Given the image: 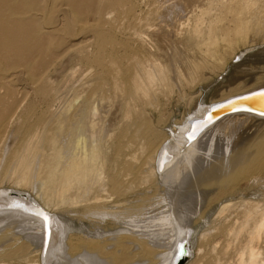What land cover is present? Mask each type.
Segmentation results:
<instances>
[{
    "label": "bare ground",
    "instance_id": "bare-ground-1",
    "mask_svg": "<svg viewBox=\"0 0 264 264\" xmlns=\"http://www.w3.org/2000/svg\"><path fill=\"white\" fill-rule=\"evenodd\" d=\"M26 1L22 0L28 4ZM4 3L8 7L6 21L14 26L20 28L30 19V14L12 9L18 0ZM38 11L32 13L33 17L40 16ZM147 23L154 28V49H137L130 38L123 55L116 56L111 48L113 57L108 66L96 59L102 70L87 72L86 77L82 74L85 78H78L75 69L60 77V67L55 73L48 71L52 63H42L37 74L32 72L30 62L13 64V69L21 67L28 75L29 88L35 95L46 94L48 102L38 112L30 109V102L21 111L24 99L20 98L9 112L10 105L7 107L0 99V264H16L18 258L29 264H128L137 257L141 260L135 264H175L176 247L181 242L188 250L183 264H229L222 255L226 257L236 245V264H264V203L233 198L242 181H249L251 186L264 172V95L257 93L246 99L244 107L248 110L225 113L235 108L229 104L207 113L217 102L264 88V66H252L240 70L242 74L225 77L223 82L215 83L207 101L203 97L204 89L213 77L225 71L230 59L264 44V0H172ZM165 38L172 48L170 54L161 43ZM99 45L104 48L102 43ZM105 70L112 88L119 87L122 92L117 97L114 94L115 105L104 92ZM12 75H0V96ZM175 84L188 90L192 107L173 123L174 128L154 129L150 125L152 112L148 113L143 132L137 127L128 133L132 120L118 124V105L122 104L126 119L130 111L136 110L135 101L145 100L153 108L158 102L157 93L170 92ZM55 99L59 100L57 107L53 106ZM18 120L23 127L20 140L5 161L8 139L13 137ZM139 133V139L146 137V142L135 145ZM149 180L157 183L151 195L145 186L152 188L154 184H142ZM20 190L28 191V196H22ZM175 196L182 210L171 207L174 202L170 200ZM213 208L214 217L233 220L226 229H220L229 239L222 245L210 243L208 254L200 260L191 259L194 222ZM59 209L63 213H58ZM175 218L180 222L174 223ZM117 224L123 228L115 229ZM150 225L156 227L155 233H171L170 240L164 242L167 244L163 240V245L157 242L159 245L150 246L144 236H139ZM118 232H129L134 237L130 240L126 237L129 233L121 234L123 242H112H119L120 249L108 251L115 244L110 246L111 240L108 244L107 239ZM130 243L136 252L130 250ZM201 243L204 247L205 242Z\"/></svg>",
    "mask_w": 264,
    "mask_h": 264
},
{
    "label": "rangeland",
    "instance_id": "rangeland-1",
    "mask_svg": "<svg viewBox=\"0 0 264 264\" xmlns=\"http://www.w3.org/2000/svg\"><path fill=\"white\" fill-rule=\"evenodd\" d=\"M6 1L7 0H0V9L2 10V12L0 10V53H1L0 54V73L3 72L1 74H7V73L10 74L12 72L13 75L10 77L11 78V80L9 82L10 84L9 85H7V83L4 84L5 87H7L6 88L7 90L6 89L2 90L3 93L1 92L0 99L4 103L6 102L7 107H9V105H10V107L8 109L9 112H11L15 108V105H16L15 103L18 102V100H20V98H21V100L24 99V101H23V103H21L19 110L22 111L24 108H26L25 105H28V103L30 102V109H37V112H38L40 110V108L43 107L44 104H46V102H48L47 95L46 94L35 95L36 93H34V91H32V89L29 88L30 87L29 85H31V83L28 81V75H26L21 70V67L13 69V64L14 65H20V64H25L27 62H30L32 64V66L34 67V68L32 66L30 67L32 72L37 74L40 71L42 63L45 62V65L52 63V65L49 66L48 71L55 73V70H56L55 68L60 67V69H59V71H60L59 76L60 77H63L71 69L76 70L75 75L78 76V78L84 77V76L86 77L85 73L91 72V71L95 72L97 70L100 71L103 68L102 65L105 67L108 66L109 62L111 61V58L113 57L111 52H110L111 48L114 49V54L116 56L117 55H123L124 49L126 48L125 47L126 43L128 42V40L130 38L133 39V46L137 47V49H139L141 46L142 47L145 46V48L154 49L153 46L155 45V39H154V34L152 33L154 31L153 30L154 28L148 27L149 25L147 23V20H149V18L152 17L154 15V13H156V11H158V13H160L163 10H165L168 6V3H171L172 0H170V1L169 0H167V1L166 0H35L37 3H35L34 0H31L32 2L30 0H28V4L22 2V0H18V4H16V6H14L12 9L18 10V12H22L25 15L30 14V19H28L29 16H27L28 20H25L23 22V25L26 24L27 29H25L26 27L23 25L20 28H18L16 26H14V23H12L10 21H6L5 15H6V10H8V7L5 6V3H4ZM24 1H26V0H24ZM33 2L38 7L35 5H32ZM173 2H176V0H173ZM38 3L41 5H39ZM22 4H25V6ZM30 6H32V7L34 6L33 9L29 10L30 8H32ZM66 6H67V8H66ZM96 6L99 9L96 10ZM161 7H162V9H161ZM21 8H23V9L27 8V9L23 10ZM38 9H39V11H38ZM45 9H46V11H45ZM29 11H31V12L28 13ZM34 11H38L37 13H40V16L36 15L33 17L32 13H34ZM106 11L108 12V14L106 13ZM74 12H76V13H74ZM43 13H45V14H43ZM96 13L98 15H96ZM36 17H37V20H35ZM38 17H40V18H38ZM30 20L32 21V23L30 22ZM33 20H35L36 23ZM39 23L42 26L43 30L40 28ZM83 23H84V25H83ZM225 24H228V22H225ZM36 25L39 29L36 28ZM23 29H25V30H23ZM35 29H37V30L35 31ZM94 29H96V30H94ZM43 31H45L47 34L46 33L41 34ZM30 32L32 35L30 34ZM163 32H164V29H163ZM24 33H26V34H24ZM140 34L142 35L143 42L141 41V36H139ZM29 35H31L32 38H30L31 36L29 37ZM36 35H37V37H36ZM38 36H40V37H38ZM165 39H162V41L161 40L160 41L163 44L164 49L166 51H168V54H170V52H172L171 51L172 48H171L170 43H168V39H166V40ZM164 42H165V45H164ZM77 43H79V44L77 45ZM99 43H102V45L104 46L103 49L99 48V46H101V45H99ZM31 44H32V46H31ZM87 45H88V47H87ZM166 45L168 48L165 47ZM14 46H15V48H14ZM25 46H26V48H25ZM261 46L264 47V44L252 46V47H250V49L247 48V49H245L244 53L241 52L240 55L238 54L239 56L237 55L235 57V59H230V61L228 62V66L225 69V71H223L217 77H213L211 85H209L208 87H206L204 89L203 97L205 98V100L207 101L209 99V97L211 96V93L213 92L214 87L217 84V82L218 83L223 82V80L226 79L225 77H228L230 75H234L235 72H237V73L239 72L242 74L243 71H240V70L250 69L252 66H264V51L261 50V48H262ZM12 49L14 51H12ZM78 49H80V51ZM242 50H244V49H242ZM45 52L48 54V56H47V54L46 55L44 54ZM60 53H61V56H60ZM54 54L56 56H54ZM93 54H96L98 56L93 55ZM51 55H52L53 59H52V57H50ZM86 55H88V56H86ZM57 56H60V57H57ZM67 56H69V58H67ZM65 57H66V60L64 62L63 59ZM96 59H99L102 62L101 63L102 65H99L96 62L97 61ZM47 60H49V61H47ZM257 60H259V61H257ZM170 61L172 62V60H170ZM11 66H12V68H11ZM2 67H3V69L5 68L4 71H3ZM9 67L13 71L8 69ZM260 71H261L260 69H257V72H260ZM103 72L105 73V77L107 80L106 90H104V92L109 97H111V99H112L111 104L115 105L116 99H114V94L117 97V94L118 93L122 94V92H121L119 87H118V90L117 89L114 90L112 88L110 74L107 73L106 70ZM82 74L84 76H82ZM173 77H174V75L172 74L171 78L173 79ZM84 78H82V80ZM214 80H215V82H214ZM18 81H19V83H18ZM16 86H18L19 88ZM10 87H12V88H10ZM26 92H27V95H26ZM187 92H188L187 89L180 88L179 85L175 84L174 87H172L170 92L166 91V93H163V94L157 93L158 102H156V104L153 108L145 100L135 101L134 104H135L136 110L130 111L131 115H130V117H127L126 119H123L124 115L122 112V106H121L122 104H120V105H118V108L116 109V116L118 117V124L123 125L126 123H130V121L132 120V121H134V123L129 127L128 133L131 134L133 132V130H135L137 127L139 128L140 132H143V131H145V130H143V128L145 127L144 122L148 119L147 117L150 116V115H148V113L152 112V116H151L152 122H150L151 123L150 125L156 130L159 129L162 131L163 130L169 131L170 128H174L173 123L178 122L181 118V115H186L187 111L192 107V105L190 103H188L189 96H187V95L189 93H187ZM39 95H42V96H39ZM7 103H8V105H7ZM58 104H59L58 99L53 100V106L54 107H57ZM112 109H114V106H112ZM158 116L161 117V120ZM14 128H15V130H14L13 137H10L8 139V152H9V154L7 153V154H5V156H3V157H6L5 161L8 159L9 155L11 154V149H13V147L20 140V135H21L22 130H23L22 122L18 120L15 123ZM139 135L140 136L137 137L135 140V145H137L139 143H143V141H144V143L146 142L144 140L146 137L142 140V139H139V138H141L142 133H139ZM109 136H111V134ZM0 143H2V140L0 141ZM112 156H113L112 154L108 156V160H109L108 165L112 159ZM4 164L5 163H3L1 169H3ZM132 179H133V177L129 178V180H132ZM135 184H137V181H135ZM142 184H154V185H152V188H150V186H147V185L145 186V190L147 193H149V195H151L150 191L156 190L155 184H157V183H154V181L149 180V181H146ZM20 191L22 193V196H28V194H29L28 191H26V190H20ZM243 196H246V197H243ZM234 197H235V199L244 198V199H250L254 202L258 201L260 203H264V172L259 174L257 182H255V184H252L251 186H250L249 181H246V180L242 181V183L238 189V192L233 193V198ZM177 198L178 197L175 196V198H172L170 200V202L171 201H172V203L174 202L173 203L174 206L171 205V207L176 209V210H182V209H180L182 207H178L181 205H179L180 203H179V200ZM36 202H37V200H36ZM163 205L164 204L162 203L161 206H163ZM150 206H152V205H150ZM57 211H58V213H60V211L63 213V211L61 209H59ZM214 212H215V209L213 208V209H211V211L204 213L202 218H200V220H198L197 222H194V220H193L195 225H194V230L192 231V236H191L192 237V239H191V246H192V256L191 257L192 258L191 259H197V260L202 259L204 255H206L210 252V249H211L213 244L220 242L219 244L222 245L223 242H225V241H227V239H229L228 237H226L224 235V233H220V229L221 230L226 229L230 224L233 223V220L232 219L231 220L226 219V221H225V219H224V221H223L222 219L214 217ZM58 213H54V214H56V216H57ZM207 215H209V216H207ZM213 217L215 219L214 221H213ZM175 219H174L175 220L174 223L180 222V220H178L177 218H175ZM204 220H206V222ZM110 223L111 222H108L107 224H110ZM76 225H77V222H76ZM157 225L159 226L158 223H157ZM157 225L155 224L154 226H157ZM117 226L119 227L121 225L117 224L115 226L116 227L115 229L123 228V227L118 228ZM195 226H196V229H195ZM147 227H148V229L146 230L147 232L145 233V231H144V233H143L144 235L142 233H140L139 236H141V237L144 236V238L143 237L142 238L150 246H151V244H154V243H155V245L167 244L164 242H167L170 240V236H171L170 232L168 234L167 233L162 234L164 236L163 237L161 234H159L157 232L156 233L153 232V231H155L153 229L156 228V227H153V225L146 226V228ZM213 230H214V232H213ZM16 231H17V228H16ZM126 233L128 234L129 232H122V233L118 232V233H115L116 235L114 233H113L114 235L110 234L111 239H109L110 237L108 238L109 235H107L106 236V238H108L107 240L108 241L111 240V243L109 241L108 244L110 243V246L115 244L108 251H113V252L116 250L118 251L120 249V247L118 246L119 242L121 243L125 240L121 234L125 235ZM117 234L118 235L120 234V235L118 236ZM18 236L21 237L22 234H18ZM117 236H118V238L120 237L122 239V241L120 239L116 238ZM126 237H130V240H131L134 236L131 233H129ZM127 240H129V239H127ZM223 240H225V241H223ZM114 241L116 243H117V241H119V242L116 245V243H112ZM162 241H163V244H162ZM202 241H203V244L205 242L204 247H201ZM206 241L207 242L209 241L208 245H207ZM157 242H159V244ZM241 242H242V244L245 243L246 238L241 240ZM131 244L132 243H130V250L132 252L133 251L136 252L137 249L135 250V248H132L133 244L132 245ZM117 246H118V248H117ZM152 247H154V245H152ZM163 247L164 246H162V248ZM220 247L221 246H219V248L217 250L218 252L220 250ZM164 248L166 249V247H164ZM238 249H239L238 245H236L234 247L232 246L228 250L226 257L222 255V259H225V261L229 264H236L238 257H239ZM199 250H200V252H199ZM115 254H117V252H115ZM105 258H107V257L105 256ZM140 260H141V258L137 257V258H134L131 262H128V264H135V263H138V261H140ZM121 263L123 264V262H121ZM155 263L158 264L159 262L156 261L152 264H155ZM16 264H29V263L25 259L18 258ZM147 264H148V262H147ZM149 264H151L150 261H149Z\"/></svg>",
    "mask_w": 264,
    "mask_h": 264
},
{
    "label": "water",
    "instance_id": "water-1",
    "mask_svg": "<svg viewBox=\"0 0 264 264\" xmlns=\"http://www.w3.org/2000/svg\"><path fill=\"white\" fill-rule=\"evenodd\" d=\"M263 92H264V88H260V89H257V90H254L248 93L233 96L231 98H228L226 100L213 104L207 113H210L214 111L215 109L219 110L220 108L228 106L229 104L235 105V108L232 110H228L225 113H229L231 111L239 110V109L248 110L247 108L244 107L245 105H247L245 100L254 94H257V93L263 94ZM184 245H185V242H181L177 244L176 253H175V257H176L175 264H183L187 260L186 257H188V250H187V247Z\"/></svg>",
    "mask_w": 264,
    "mask_h": 264
},
{
    "label": "snow or ice",
    "instance_id": "snow-or-ice-1",
    "mask_svg": "<svg viewBox=\"0 0 264 264\" xmlns=\"http://www.w3.org/2000/svg\"><path fill=\"white\" fill-rule=\"evenodd\" d=\"M262 95H264V94H262ZM262 114H264V113H262ZM46 219V218H45Z\"/></svg>",
    "mask_w": 264,
    "mask_h": 264
}]
</instances>
